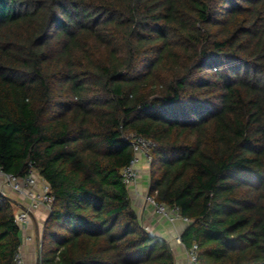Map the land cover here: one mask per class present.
Wrapping results in <instances>:
<instances>
[{
    "label": "trees",
    "instance_id": "1",
    "mask_svg": "<svg viewBox=\"0 0 264 264\" xmlns=\"http://www.w3.org/2000/svg\"><path fill=\"white\" fill-rule=\"evenodd\" d=\"M135 136L199 264H264V0H0V168L50 187L39 264H175L122 180Z\"/></svg>",
    "mask_w": 264,
    "mask_h": 264
},
{
    "label": "built area",
    "instance_id": "2",
    "mask_svg": "<svg viewBox=\"0 0 264 264\" xmlns=\"http://www.w3.org/2000/svg\"><path fill=\"white\" fill-rule=\"evenodd\" d=\"M155 146V143L148 138L142 136H135L131 140V148L133 150V158L130 163L122 169L121 175L124 184L129 188L137 184L139 177L138 164L143 159L148 165L150 161V150ZM0 177L3 184L16 196L20 197L24 203H21L20 210L15 214V221L24 226L30 223L31 214L39 209L44 208L50 210L53 196L50 193L48 183L40 178L38 174L32 171L25 176H18L15 174L4 172L0 168ZM3 193V191H0ZM145 199L151 203L156 212L165 217L170 223L181 222L187 225L190 220L182 216L177 206H167L164 203H158L152 195L146 193ZM30 239V238H28ZM176 241L183 247L185 254L184 264H199L197 258V245L193 244L190 248H186L182 243L180 236L176 237ZM37 247L40 248V238L37 241ZM14 264H25L19 246L17 253L14 256Z\"/></svg>",
    "mask_w": 264,
    "mask_h": 264
},
{
    "label": "crops",
    "instance_id": "3",
    "mask_svg": "<svg viewBox=\"0 0 264 264\" xmlns=\"http://www.w3.org/2000/svg\"><path fill=\"white\" fill-rule=\"evenodd\" d=\"M146 163L143 159L138 164L139 177L135 186L129 187L128 194L131 202V206L134 209L141 225L149 232L158 234L164 237L170 244L174 255L175 264H184L185 254L183 247L178 244L176 237L180 236L185 225L181 222L170 223L165 217L158 214L153 205L146 201L145 195L148 189L147 184L144 183V165ZM148 168V165H147ZM148 176V174H147ZM3 183V182H1ZM2 184H0L1 186ZM3 190L8 188L5 185L1 187ZM9 190V189H8ZM11 192V191H10ZM8 197L17 202L15 213L20 210V204L24 203L20 197L16 196L13 192L5 193ZM48 216V211L44 208H39L31 214V221L29 224L20 226V238H21V254L25 261V264H36L37 257V241L41 238V232L43 224ZM30 238V239H28Z\"/></svg>",
    "mask_w": 264,
    "mask_h": 264
},
{
    "label": "rangeland",
    "instance_id": "4",
    "mask_svg": "<svg viewBox=\"0 0 264 264\" xmlns=\"http://www.w3.org/2000/svg\"><path fill=\"white\" fill-rule=\"evenodd\" d=\"M143 167H144V172H145L144 183H143V184L145 185V184H147V180H148V176H147V174H148L147 164H145ZM139 171H141V170L139 169ZM137 181H138V180H137ZM1 182H3V181H2V178L0 177V184L4 185V184L1 183ZM2 185L0 186V191H3V192H5V193H11V192H12V191L10 192V190H8V189H7V190H3V189L1 188ZM37 250H38V251H37V254H38V252H39V247H37Z\"/></svg>",
    "mask_w": 264,
    "mask_h": 264
},
{
    "label": "water",
    "instance_id": "5",
    "mask_svg": "<svg viewBox=\"0 0 264 264\" xmlns=\"http://www.w3.org/2000/svg\"><path fill=\"white\" fill-rule=\"evenodd\" d=\"M39 262H40V256H39V252H38L37 257H36V264H39Z\"/></svg>",
    "mask_w": 264,
    "mask_h": 264
}]
</instances>
